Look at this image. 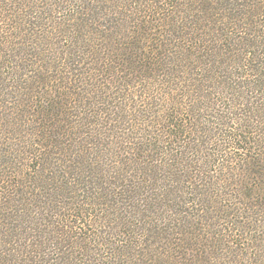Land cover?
Instances as JSON below:
<instances>
[{"label": "trees", "instance_id": "1", "mask_svg": "<svg viewBox=\"0 0 264 264\" xmlns=\"http://www.w3.org/2000/svg\"><path fill=\"white\" fill-rule=\"evenodd\" d=\"M0 46V264H264V0H0Z\"/></svg>", "mask_w": 264, "mask_h": 264}, {"label": "rangeland", "instance_id": "2", "mask_svg": "<svg viewBox=\"0 0 264 264\" xmlns=\"http://www.w3.org/2000/svg\"><path fill=\"white\" fill-rule=\"evenodd\" d=\"M131 7H135L133 2L131 4H129V2H128L126 8H124V7L121 8V10H120L121 14L119 15L118 18H117L118 15H116V14H114V15H112L110 17V19H111L110 25L114 26V28H115V24L116 25L118 24V26L121 25L122 26L121 27L122 33L124 35H130V36H131L132 32L135 30V23L136 22L133 19H138L139 21H142L144 19L143 18V14H144L143 12H141V14H137L138 12H133L134 10ZM107 11H109V10H107ZM142 11H144V9H142ZM145 11H147V10H145ZM158 17H161V16H156V18H158ZM11 22H13V21H11ZM148 26H149L150 29H153V32L155 33L154 35L155 36L158 35L157 37H159L160 40H162V37L159 36V34H164V33L168 32L167 28L160 27V23L159 22L148 24ZM179 27L183 28L184 30H186V28H185L186 27V23L180 22L179 23ZM5 30H7L8 32H11V31H9L10 27L5 29ZM171 44H172V46H169L171 51L174 54L178 53L179 50L174 48V44H176V43L171 42ZM177 44H179V42H177ZM5 52H6V50L2 49V47L0 46V53L4 55ZM199 54H202V53L200 52ZM186 68L188 69L187 72L189 74L186 77L181 76V77L177 78L178 81H176V85H177L176 88L181 89V91L179 92L180 93L179 96H181V98H182V95H183V97H185V99H186L185 100V99L182 98V101H183L184 104L185 103L186 104L189 103L190 96H187V95H191L192 93L195 92L196 83L198 82V81H196V79H200L201 80L204 77V75H205V74H201L200 72H198L195 69L193 70L192 66L190 68L189 67H186ZM8 71H9V69L7 67L2 68L1 72H0V79H4V78L8 77ZM220 76H221V74H220ZM234 80L236 82H239V80H237V79H234ZM214 82H215V85L211 88L212 90L210 88L208 89V84L207 83H204V85L207 88L206 89V93H211V94L214 93L213 98H214V100L216 102V105H214V107L212 108L211 111H214L215 114H213V112L209 111V109L212 106H208L209 108L208 107L205 108L206 109V110H204L205 113L202 114V115L205 116L206 119L216 121L214 119L213 115H216V114H220L221 115L222 114V115H224L223 119H224L225 125H227V127L230 129V127L233 126L236 123V121H238V119H236V118H239V117L244 118L245 116H243V115L248 114L249 110H248V108L246 106L242 107V106H240V104H238L236 102V99L234 98L235 92H234V88H232V86H224V89H226V93H224L223 95H219L218 96L215 93L214 88L217 90V89H220L221 86H220V84L218 85V83H216V81H214ZM233 84H235V83H233ZM236 94L237 95L241 94V91H240L239 88L236 89ZM250 100L252 102H253V100L256 101V98L254 97V95H253L252 98H250ZM186 104H185V106H188ZM8 105L11 106L10 104H8ZM229 108H231L232 113L227 116V111H228ZM255 116H257L256 113L255 114H251L250 115L251 119H249V120L253 121L254 123L256 122V120H261L260 117H255ZM232 118H234L235 122H231ZM210 124L214 125V123H210ZM218 127L220 129L219 124H218ZM219 129H218V131H220ZM248 130L250 131L252 137H254L256 139L257 136L258 135L260 136L262 131L264 130V120H262V125L258 124L256 126L255 125L250 126L248 128ZM218 131H216V132H218ZM115 239H117V237L113 238L112 240H115Z\"/></svg>", "mask_w": 264, "mask_h": 264}]
</instances>
